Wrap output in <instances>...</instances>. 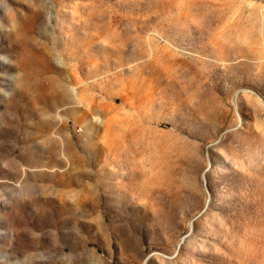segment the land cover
<instances>
[{"label": "rangeland", "instance_id": "1", "mask_svg": "<svg viewBox=\"0 0 264 264\" xmlns=\"http://www.w3.org/2000/svg\"><path fill=\"white\" fill-rule=\"evenodd\" d=\"M0 264H264V0H0Z\"/></svg>", "mask_w": 264, "mask_h": 264}]
</instances>
